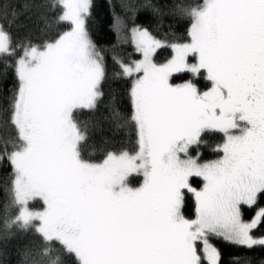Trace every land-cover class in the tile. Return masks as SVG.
<instances>
[{"label": "snow or ice", "instance_id": "snow-or-ice-1", "mask_svg": "<svg viewBox=\"0 0 264 264\" xmlns=\"http://www.w3.org/2000/svg\"><path fill=\"white\" fill-rule=\"evenodd\" d=\"M31 7L42 34L62 23L70 28L37 43L31 35L14 37L16 11L7 26L0 23V58H15L18 79L7 106H0V161L12 167L4 226L40 237L23 253L25 261L220 264L213 237L248 249L264 246V235H253L264 208L251 220L242 213L264 198V0H179L172 14L191 20L190 42L169 44L142 25L132 27L142 58L114 54L120 71L113 75L133 79V111L129 120L113 108L111 118L117 130L135 126L137 148L108 151L101 163L82 156L90 125L77 118L98 108L107 78L87 25L93 0H43ZM140 7L122 5L133 17ZM6 8L0 0V16L8 15ZM55 9L59 13L49 15ZM113 29L118 40L127 39L114 9ZM164 47L172 58L158 64L154 55ZM4 64L10 66L7 59ZM178 73L203 75L211 86L202 90L195 79L174 85ZM214 132L224 136L216 148L222 155L201 163L191 150ZM134 176L143 177L139 186H132ZM193 177L203 179L202 189L192 186ZM189 193L194 218L185 214ZM32 201L42 207L34 209ZM241 259L249 258L234 257V264Z\"/></svg>", "mask_w": 264, "mask_h": 264}, {"label": "trees", "instance_id": "trees-1", "mask_svg": "<svg viewBox=\"0 0 264 264\" xmlns=\"http://www.w3.org/2000/svg\"><path fill=\"white\" fill-rule=\"evenodd\" d=\"M7 5V16H0V23L7 26V20L13 19L12 11L18 14L14 18L11 31L14 37L23 38L31 35L34 42H42L43 39L51 38L56 34L69 30L70 25L62 23L50 29L47 35L41 33L43 28L42 21L38 20L35 10L31 7L34 3L43 2V0H3ZM179 0H93L91 17L87 21L88 30L93 42L101 51L105 58V67L107 78L102 83L104 96L101 103L95 111L83 110L78 113L80 121L88 122L89 139L82 147V156L90 162H101L108 151L119 152L122 150L134 151L137 148V134L135 126L129 123L128 127L120 130L116 129V121L111 118L113 108L118 109L124 118L130 120L133 108L131 97L129 95L133 79L128 77L115 78L114 73L119 72V66L114 63L113 56L118 54L125 61L138 60L141 54L136 52L135 46L130 39V30L136 25H142L147 28L158 39L167 40V42H187L190 40L188 35L191 20L174 16V3ZM186 3L199 5L203 0H185ZM132 3L140 7V10L133 17L131 13L122 9L123 4ZM25 5L29 7L25 8ZM159 8L160 13H154L152 8ZM113 9L119 15L126 26L127 39L118 40L117 32L113 29ZM60 9H55L49 15L55 16ZM31 17V19H29ZM113 45H117L113 49ZM171 48L164 47L157 49L155 61L164 63L172 58ZM4 59L9 61L10 66L5 67ZM195 79V82L202 90L209 88L210 82L201 75L194 78L191 73L174 74L172 81L180 83ZM18 86V79L15 72V58H0V106H7L9 98L13 95ZM14 134V133H13ZM105 138L107 142H105ZM204 143L199 147H193L191 154L196 156L199 153L201 162L218 159L222 153L217 151V145L224 142L222 133L214 132L204 135ZM2 147V146H0ZM11 150V148H9ZM12 172L9 162L4 159L0 161V264H30L25 261L23 253L29 249H34L40 242V237L33 231L23 232L16 228L6 229L4 226L5 214L3 206L7 203L8 197L4 192L5 182ZM142 176L130 178L132 185H140ZM191 182L197 186L203 183L198 177L191 178ZM34 209L42 207L41 201L31 203ZM264 207V198L258 200L257 204L251 208L242 207L243 218L251 220L257 209ZM15 210H10V215L14 217ZM185 214L189 218L195 216V200L191 193L186 196ZM253 235L259 237L264 235V221L253 230ZM214 244L221 252L220 264H234V257H244L239 264H264V246H256L251 249L246 247L234 246L221 238H212ZM67 264H76L74 257H66Z\"/></svg>", "mask_w": 264, "mask_h": 264}, {"label": "rangeland", "instance_id": "rangeland-1", "mask_svg": "<svg viewBox=\"0 0 264 264\" xmlns=\"http://www.w3.org/2000/svg\"><path fill=\"white\" fill-rule=\"evenodd\" d=\"M130 33H131V30H130ZM92 39V38H91ZM130 39H131V34H130ZM93 41V40H92ZM187 42H190V40L189 41H187ZM140 54V53H139ZM141 58H142V56H141ZM140 58V59H141ZM154 60H155V55H154ZM170 60V59H169ZM156 62V61H155ZM167 62V61H166ZM166 62H164V63H166ZM190 63H196V59L195 58H190V61H189ZM164 63H158V64H164ZM170 82L172 83V84H174V85H179V84H182V83H184V82H186V81H184V82H180V83H174L173 81H172V78H171V80H170ZM192 155V154H191ZM194 156V155H193ZM102 162V161H101ZM101 162H93V163H101ZM201 162V161H200ZM208 162V161H207ZM201 163H203V162H201ZM198 178H200V177H198ZM200 179H202V178H200ZM203 180V179H202ZM142 182H143V180H142ZM192 183V182H191ZM203 184H204V181H203V183L200 185V186H197V185H195V184H193L192 183V186L193 187H195L197 190H200V189H202V187H203ZM132 186H134V185H132ZM136 186H139V185H136ZM194 197V196H193ZM32 202H34V201H32ZM42 202V201H41ZM260 208H264V207H260ZM260 208H258L257 209V211L260 209ZM257 213V212H256ZM256 215V214H255ZM214 246H216L215 244H214V242H213V240H212V238H211V241H210Z\"/></svg>", "mask_w": 264, "mask_h": 264}]
</instances>
